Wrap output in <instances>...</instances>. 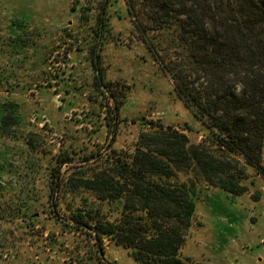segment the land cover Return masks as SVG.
<instances>
[{"label": "rangeland", "instance_id": "1", "mask_svg": "<svg viewBox=\"0 0 264 264\" xmlns=\"http://www.w3.org/2000/svg\"><path fill=\"white\" fill-rule=\"evenodd\" d=\"M105 2L0 0V264H138L107 237V263L99 259L94 236L73 221L80 212L115 221L123 201L101 200L74 181L108 167L110 157L134 154L141 133L152 131L147 122L191 126L192 143L205 135L162 69L176 32L143 35L137 18L153 12L141 0H134L137 16L128 0H111L106 12ZM245 173L239 195L193 180L196 211L183 261L264 264V177L249 166Z\"/></svg>", "mask_w": 264, "mask_h": 264}, {"label": "trees", "instance_id": "2", "mask_svg": "<svg viewBox=\"0 0 264 264\" xmlns=\"http://www.w3.org/2000/svg\"><path fill=\"white\" fill-rule=\"evenodd\" d=\"M127 4L137 16L134 0ZM141 5L153 12L144 22L137 18L143 35L176 32V51L161 61L162 69L205 135L192 143L185 133L191 126L147 122L152 131L141 133L134 154L110 157L108 167L73 183L101 200L123 201L121 216L110 221L101 213L80 212L73 222L91 232L105 263L107 237L129 248L138 264H188L180 252L196 211L194 181L239 195L246 190L241 183L246 167L264 177V0H141ZM99 23L103 30L104 19ZM149 46L158 54L154 43ZM94 65L101 73L99 57ZM97 85L107 86L103 76H97ZM186 172L193 178L179 181Z\"/></svg>", "mask_w": 264, "mask_h": 264}]
</instances>
